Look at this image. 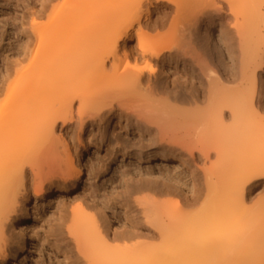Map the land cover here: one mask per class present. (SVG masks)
Instances as JSON below:
<instances>
[{
	"label": "bare ground",
	"instance_id": "obj_1",
	"mask_svg": "<svg viewBox=\"0 0 264 264\" xmlns=\"http://www.w3.org/2000/svg\"><path fill=\"white\" fill-rule=\"evenodd\" d=\"M38 2L30 10L24 50L0 87L7 110L0 113V263L26 261L33 239H47L74 244L84 264H264V201L247 207L245 198L264 183V119L254 111V78L264 67V0ZM223 5L232 19L223 15ZM215 14L225 33L223 54L216 36L204 51L208 38L197 32L199 19ZM237 79L236 85L222 83ZM115 119L136 131V143L111 138ZM58 123L59 133L78 129L73 151L54 143ZM85 130L90 149L81 140ZM112 142L111 155H122L115 171L134 151L151 160L145 167L132 161L128 175L121 171L119 212L106 190L89 183L95 155ZM176 150L183 171L174 160L163 161ZM196 152L204 161L195 166L203 189L191 170ZM82 153L88 155L83 164ZM211 153L216 162L206 166ZM83 171L82 199L66 212ZM30 183L35 197L28 207ZM140 191L169 199L139 210L141 220L132 214L133 224L122 231L126 209L134 213L131 199ZM43 199L60 227L50 225L48 236L41 227L30 229L45 209ZM109 221L121 231L109 232ZM14 222L17 241L8 235Z\"/></svg>",
	"mask_w": 264,
	"mask_h": 264
},
{
	"label": "rangeland",
	"instance_id": "obj_2",
	"mask_svg": "<svg viewBox=\"0 0 264 264\" xmlns=\"http://www.w3.org/2000/svg\"><path fill=\"white\" fill-rule=\"evenodd\" d=\"M35 4H36L35 7H37L35 9H38L39 5H40V2H38V0H0V87L5 82L6 72L13 69L14 62L18 58L17 54L18 53L21 54L24 50L26 36L28 34L29 26H30V10L32 9L33 5H35ZM223 9H224L223 11L225 13L223 15L225 16V18L230 17L232 19L231 15L228 14L227 7L225 5H223ZM154 17H155V15L153 16V19H154ZM231 19H226V21L227 20L229 21L227 23H233V20L231 21ZM201 20L199 19V21L196 23L197 24L196 27L198 28L197 32L199 34L208 38L206 40L207 45L204 47V51H207L208 48H212L214 46L213 42H214V37L216 36L218 41L215 44V47L218 46L219 48L217 47V49H220L219 51L222 54L225 53V49H224L225 48L224 47L225 40H223V38H222V37H225V33H224V36L222 33H220V28L218 25L219 21H218L216 14L213 16V19L203 17V18H201ZM206 26H207V28H206ZM185 36H187V34H185ZM188 37H190V34H188ZM193 49H195L196 51L195 50L194 51L197 53H199L201 51L200 49H198V46H194ZM234 49H236V52H237L238 58H239L240 52L238 51V40H236L234 42ZM262 51H263L262 58L264 61V48ZM201 53L202 52H200V54ZM238 58L234 62V64H236L237 66L240 64L239 60L241 57L239 59ZM214 69H217V68L215 67ZM249 77L251 78V80H253L252 73L249 74ZM237 78H239V75H237ZM11 80H12V77L9 78V80H8V82H6V84H9ZM254 80H256V84L258 86V87H256V89H258L257 92L260 94V92L262 91V89L260 87L261 83H264V67L261 68L257 72V75L254 78ZM239 81L240 80L237 79L234 83H230V82L223 80L222 83H224V85H227V86L228 85L232 86L234 84L236 85ZM6 84L4 85V91L7 88ZM263 87H264V84H263ZM258 93H257L258 96L256 95V97H255L256 101L254 102V105H255L254 111H256V113H258L257 115H258V117H260V119L261 118L264 119V109L259 110V109H257L258 106L256 107L257 101L260 98ZM2 98H3V94L0 96V102H1ZM3 108H5V106H3V104L1 103L0 104V113L2 112ZM257 111H259V112H257ZM4 112L5 113L7 112L6 108H5ZM226 117L225 116L223 117V120H225L224 123L226 125H228V124L230 125L231 124L230 117L229 118L228 117L226 118ZM58 124H59V126H56L54 128L52 138L54 139V143L59 147L60 151L65 149L64 145H67L70 149L72 148V146L78 147V140H77L78 129L76 128L75 130L68 132V133H66L64 130H62L61 133H59L60 132L59 130L61 128V124L60 123H58ZM110 126L112 127V129H114V132L112 134L108 133L109 135H111V138L114 139V136H119L120 140L125 139V140H128L130 143H136V137L138 136L136 131H132V129H130V128H124V124L122 123L121 120L115 119L113 124H109V127ZM100 128H101V130H104V124L103 123H101ZM87 135H88V132H87V130H85L81 134V140L83 141V144L84 145L86 144L87 147H89L88 149H90L91 146H88L87 140H86ZM90 141H91L92 145L97 143V141L94 140L93 137H90ZM113 145H114V142L111 143V145H110L111 148L106 149L104 147L98 151L97 155H95V159H94L95 164H93V167H95V168H93V174L91 176L89 183H91L93 185V187H95L98 190L99 189L101 190L102 188L104 190H106V195H107L109 203L114 204V206L117 208V210L119 212L121 210L120 206L123 205L122 199L124 198L123 197L124 196L123 195V189L118 184V179L119 178L121 179V176H120L121 171H123L124 173H126L128 175V173L130 174L132 171L131 170V162L132 161H135L138 164H140L141 166L145 167V166H147L148 163L151 164V160H150L149 156L148 157L147 156H138L139 153L134 151L133 153H134L135 157H133V156L124 157L122 159L123 160L122 161L123 167L120 168V172L115 171L117 166H119L121 164L122 155L119 154L116 157H113L111 155V149H112ZM91 150L89 151L90 153H91ZM77 151H79L78 148H77ZM262 152H264V150ZM156 153H158V151ZM82 154L83 155H81V158L79 160L83 164V161L86 158H88V155L86 153H82ZM155 155L160 156L162 154L159 153V154H155ZM211 155L212 156L210 157L209 162L208 161L205 162L206 166H209L210 162H212V163L216 162L215 153H211ZM181 156L182 155H180L178 150L171 151L170 154L168 153V158H170V159H163V161H169L170 162L171 160H174L172 162V164L175 167H178L179 169H181L183 171V168L180 167V163L184 162L182 159L183 157H181ZM195 157H196V161L193 162V164H191L192 169L191 168L190 169L197 172L196 173L197 177H198L197 182L199 183L200 188L203 189V173L201 171L200 172L197 171L198 170L197 168L198 167H204V161L197 159V157H198L197 152L194 154V158ZM263 158H264V156L262 153L260 160ZM185 159H187V156L184 157V160ZM229 164L230 163H228V164L226 163V166H230ZM159 165H162V163H160ZM195 166H197V168H195ZM188 167H190L189 164H188ZM117 170H119V169H117ZM85 177H86L85 171H83L80 184L75 191H73L71 194H69V196L72 197V200L70 202L69 201L66 202V205L63 207L64 211L69 212L72 205L76 204L77 202H79V200L82 199V194H83L82 185H83V181L85 180ZM150 179L160 181V179L155 178L154 176H150ZM262 179L264 181V178H262ZM107 180H111L112 183H109V181H107ZM113 184L115 185L114 186L115 189L112 188ZM31 187L32 186L30 183L28 185V201L26 203V206H28V207L31 206V204L34 201V197H35L34 194L32 193ZM21 195L23 196V194L19 195L20 198H22ZM245 198H246V206L247 207H252L255 204H257L258 202L260 203L261 201H264V183L263 184L258 183L254 187L249 189V191L246 193ZM168 199H169L168 196L153 195V194L149 193L148 191H140L138 193H135L133 195V198L131 199L132 205L135 207L134 213L129 208L126 209V213L124 214V217H123L125 219V220H123L124 221L123 222L124 230H122V231H126V229L129 230L131 224H133L134 219H133L132 214H134V217H137L138 219L141 220V213L139 210H142L143 208H148L150 206V204L153 205L155 203L154 201H156V203L157 202L158 203L159 202L164 203ZM39 202L45 205V209L42 210V212L39 214L37 220H35L31 223V228H30L31 231L32 232L38 231L39 228L41 227L40 229H42L45 236H48L50 225H52L53 227L55 226L56 230L60 231L59 220L54 221L53 220L54 217L51 216V213L54 211V209L49 208L48 199H43V200H40ZM144 202H147L148 204H146ZM122 209L124 210L125 208H122ZM135 213H136V215H135ZM15 228H16V222H14L11 225V228H10L9 233H8V235L12 234L13 236H15L14 240L17 238L16 237L17 235L15 234V231H16ZM108 230H109V232H111L112 230L117 231V232L121 231V230H119V226L116 225L115 222H113V221H109ZM62 231H64V228L62 229ZM15 241H17V239ZM12 246H15V244H12ZM26 255H27L26 261H22V259L20 258L18 261H16V264H84L83 259L81 258V256L77 252L74 244H70L68 246L65 244H60V243L53 244L47 239L46 240L33 239L30 251ZM9 261L10 260L8 259L7 263ZM0 264H3V263L1 262Z\"/></svg>",
	"mask_w": 264,
	"mask_h": 264
}]
</instances>
